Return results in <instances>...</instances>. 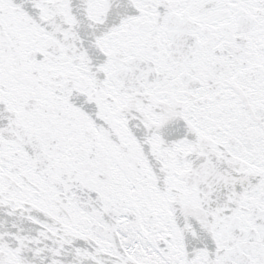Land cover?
I'll return each instance as SVG.
<instances>
[{
  "label": "snow or ice",
  "instance_id": "snow-or-ice-1",
  "mask_svg": "<svg viewBox=\"0 0 264 264\" xmlns=\"http://www.w3.org/2000/svg\"><path fill=\"white\" fill-rule=\"evenodd\" d=\"M0 264H264V0H0Z\"/></svg>",
  "mask_w": 264,
  "mask_h": 264
}]
</instances>
